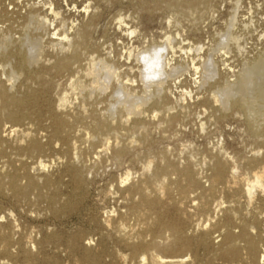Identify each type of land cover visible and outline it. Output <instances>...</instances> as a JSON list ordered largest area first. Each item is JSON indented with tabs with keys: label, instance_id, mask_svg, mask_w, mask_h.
Here are the masks:
<instances>
[{
	"label": "rangeland",
	"instance_id": "1",
	"mask_svg": "<svg viewBox=\"0 0 264 264\" xmlns=\"http://www.w3.org/2000/svg\"><path fill=\"white\" fill-rule=\"evenodd\" d=\"M263 60L264 0H0V264H264Z\"/></svg>",
	"mask_w": 264,
	"mask_h": 264
},
{
	"label": "bare ground",
	"instance_id": "2",
	"mask_svg": "<svg viewBox=\"0 0 264 264\" xmlns=\"http://www.w3.org/2000/svg\"><path fill=\"white\" fill-rule=\"evenodd\" d=\"M65 36V35H64ZM227 36V35H226ZM67 37V36H66ZM65 37V38H66ZM225 37V36H224ZM27 39V38H26ZM25 39V41H28V39L26 40ZM34 39H36V40H34V42H32L31 44H29V43H27V44H29L28 46H27V61L32 65V63H35V62H37L38 61V56L40 57V54H39V51H41L42 49V47H41V45H42V43H41V41L42 40H40V38H34ZM225 39V38H224ZM223 39V40H224ZM226 39H227V37H226ZM20 40V39H19ZM227 41V40H226ZM225 41V42H226ZM16 42V41H15ZM23 42V41H22ZM30 42V41H29ZM224 42V41H223ZM23 43H25V42H23ZM23 43H22V45H23ZM10 44V43H9ZM15 44V43H14ZM226 44V43H225ZM25 46V45H24ZM41 48H40V47ZM23 47V46H22ZM21 47V48H22ZM40 49H38V48ZM160 49H162V47H159ZM159 48H157L158 50H156L155 52H153L152 53V55H150V53L149 52H145L146 54H148L149 53V55L147 56H144V58H141V59H144L145 61H142L143 63H144V67L146 66V69H144L143 70V72H144V74H145V77L146 76H155V74H156V77L159 79H157L156 81H154V82H156V85H157V87H156V93L158 94H160V92H161V90H162V88H163V86H162V84L165 82V79H166V77L168 76V75H170L171 76V72H169L168 74H166V72L163 70V67H164V65H165V63L163 64H161V62L159 61L160 60V58L159 57H161V56H159V55H162V54H160V53H162L160 50H159ZM6 49V48H5ZM152 49V48H151ZM155 49V48H154ZM154 49H153V51H154ZM164 49V48H163ZM1 51H3V50H1ZM150 51H152V50H150ZM2 53V52H1ZM19 53V52H18ZM41 53V52H40ZM143 56H141V57H143ZM162 58V57H161ZM22 60H23V58H22ZM26 60V59H25ZM162 60V59H161ZM26 61V62H27ZM27 62V63H28ZM163 62V61H162ZM36 64V63H35ZM23 65V64H22ZM29 65V64H28ZM99 66V65H98ZM98 66L97 65H95L94 64V66H93V68L89 71V74H91L92 75V82L91 83H96V85H98L97 83H99L100 81H98V78H99V68H98ZM206 67V66H205ZM173 68V67H172ZM171 68V70H174V69H172ZM175 70H177V69H175ZM205 70H207V73H206V76L208 77H210V76H214L217 72H216V68L213 66V64L211 63V62H209V63H207V67H206V69ZM142 72V73H143ZM175 72V71H174ZM173 74V73H172ZM107 75L109 76V77H111L112 75H113V72L112 71H108L107 72ZM106 75V76H107ZM11 77H9V78H12V75H10ZM206 76H205V78H204V80H203V82H207L206 80ZM108 77V78H109ZM143 77H144V75H143ZM9 78H8V80H9ZM14 78V77H13ZM151 78L149 77V80H150ZM155 79V78H154ZM153 79V80H154ZM149 80H148V82H149ZM104 81V80H103ZM107 81V80H106ZM150 81H152V80H150ZM105 82V81H104ZM108 82V81H107ZM147 82V81H146ZM147 82V83H148ZM79 83H80V81H79ZM106 83V82H105ZM103 86L102 87H100L99 85V87L100 88H103L104 87V84H103V82L101 83ZM123 84V83H122ZM122 84H120V88L118 89V91H117V93H121V98H119V101L121 102V103H123V108H124V110H126L127 112H129L128 113V115H130L131 114V112L130 111H135V113H141V111L139 110V107L142 105V104H145L146 102H147V100H148V98L147 97H145V96H143V97H140V99L138 98V97H135V95L132 97V95H130L127 91H125V90H123L124 88L123 87H121V85ZM149 84V83H148ZM258 84H260L261 85V89H260V91H264V60L263 61H260V62H258V63H256L255 65H253V66H251V67H247L246 69H244V71H243V76L240 78V79H236L235 81H227V83H225V85L223 86V87H221V90H220V92L218 93V94H214V99H215V101H220L221 102V105L223 106V108H226V107H228L230 104H231V102L234 100L233 99V96L236 94V93H242V95H241V100H243V101H245V98H248V96L252 93V90L254 89V87H259V85ZM79 85V84H78ZM95 85V86H96ZM75 86V85H74ZM94 86V85H93ZM94 86V87H95ZM125 86V85H124ZM77 87V86H76ZM75 87V88H76ZM80 87V86H79ZM92 87V86H91ZM93 87V88H94ZM78 88V87H77ZM81 88V87H80ZM123 88V89H122ZM91 89V88H90ZM104 89V88H103ZM92 92V91H91ZM89 93V92H88ZM90 94V93H89ZM92 94V93H91ZM2 95V94H1ZM251 96H252V94H251ZM136 99H138V100H136ZM60 103H59V105H61V106H63L65 103H66V101H67V97H66V95H63L61 98H60ZM118 101V102H119ZM119 102V103H120ZM261 102V101H260ZM58 105V106H59ZM64 107V106H63ZM114 110V109H113ZM138 110V111H137ZM134 113V112H133ZM132 113V114H133ZM134 113V114H135ZM138 118V117H137ZM140 118V117H139ZM12 131H16V129H13ZM12 131H10V132H12ZM18 132V131H17ZM42 164V163H41ZM215 171H217V170H215ZM186 173V172H185ZM187 174H188V172H187ZM256 184H259V185H262V182H261V180L259 179V178H257L256 179ZM252 188H253V185L250 187L249 186V188L247 189V192L249 193V195H250V193H252L251 192V190H252ZM228 211H230V210H228ZM237 221V220H236ZM241 222V221H240ZM239 222V223H240ZM238 223V224H239ZM243 223V222H242ZM246 224V223H245ZM240 226V225H239ZM264 235V234H263ZM264 237V236H263ZM257 238V237H256ZM233 241H235V240H233ZM235 244H237V243H235ZM238 245V244H237ZM245 245H246V243H245ZM261 247V246H260ZM256 248V247H255ZM263 250V249H262ZM264 252V251H263ZM262 256V259L264 260V257H263V255H261ZM246 257V255L244 256V258ZM143 260L145 261L146 259H145V257H143ZM180 260V259H179ZM174 261V260H173ZM178 262H180V261H178ZM182 262V261H181ZM259 262H262V260L261 261H259ZM165 263V262H164Z\"/></svg>",
	"mask_w": 264,
	"mask_h": 264
}]
</instances>
